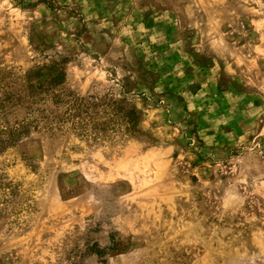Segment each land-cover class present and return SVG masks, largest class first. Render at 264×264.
Instances as JSON below:
<instances>
[{"label": "rangeland", "instance_id": "1", "mask_svg": "<svg viewBox=\"0 0 264 264\" xmlns=\"http://www.w3.org/2000/svg\"><path fill=\"white\" fill-rule=\"evenodd\" d=\"M59 74L138 125L0 149V264H264V0H0V132Z\"/></svg>", "mask_w": 264, "mask_h": 264}, {"label": "trees", "instance_id": "2", "mask_svg": "<svg viewBox=\"0 0 264 264\" xmlns=\"http://www.w3.org/2000/svg\"><path fill=\"white\" fill-rule=\"evenodd\" d=\"M35 89V94L30 92L25 95V101L30 104L37 99L43 102L48 101L52 107L37 108L38 115L34 116L31 115L32 110L29 108L31 111H27L25 120L21 119L15 122L12 127H5L1 130L0 149L27 135L31 129L40 127L48 132H60L67 123L76 134L91 138L105 136L116 131L122 133L136 131L139 110L126 104L125 89H120L115 94L108 91L103 95L81 96L66 91L62 86L60 74L51 76L44 85L39 84ZM10 99L5 96L0 101V109L5 106V102H11ZM14 101H18V99ZM98 114L101 115V118L96 120L95 115Z\"/></svg>", "mask_w": 264, "mask_h": 264}]
</instances>
